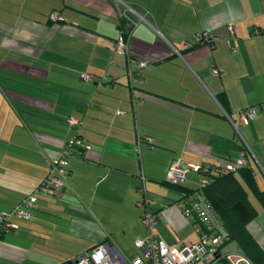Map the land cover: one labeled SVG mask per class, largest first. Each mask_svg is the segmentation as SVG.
Here are the masks:
<instances>
[{
  "label": "crops",
  "instance_id": "0c3cea01",
  "mask_svg": "<svg viewBox=\"0 0 264 264\" xmlns=\"http://www.w3.org/2000/svg\"><path fill=\"white\" fill-rule=\"evenodd\" d=\"M203 33L209 42H195ZM119 35L123 52L107 44ZM262 102L264 0H0V210L35 195L28 217L9 216L0 264H57L99 242L128 258L149 233L167 246L194 242L176 202L205 176L196 166L241 149L232 186L251 204L246 231L260 254L230 237L223 250L264 264V107L237 119ZM73 139L86 145L68 156L66 182L37 192ZM173 160L187 167L180 184L167 179ZM145 211L157 213L150 228Z\"/></svg>",
  "mask_w": 264,
  "mask_h": 264
},
{
  "label": "built area",
  "instance_id": "2783aa9c",
  "mask_svg": "<svg viewBox=\"0 0 264 264\" xmlns=\"http://www.w3.org/2000/svg\"><path fill=\"white\" fill-rule=\"evenodd\" d=\"M50 18L57 19V13L51 12ZM201 35L206 37L207 33ZM107 44L115 46V49L120 52L127 48L125 40L120 35L115 39H108ZM138 63L143 65L144 61L139 60ZM218 70L215 67L211 69L214 74H217ZM83 76L87 79L91 78V74L88 72H84ZM132 79L139 80L137 74L134 73ZM262 107H264V102L246 106V108L238 111L237 119L245 121L248 117L255 116ZM66 121L71 125L78 123V119L74 116H68ZM85 145L81 140H71L60 155L51 162L47 173L37 185V192L52 193L64 184L66 182L68 156ZM244 154V149H241L236 159L222 165L223 169L235 171L238 167L245 165L247 161ZM195 169L205 172L207 168L199 165ZM186 171L187 167L173 160L167 169V179L174 184L181 183L185 179ZM208 180L209 178L205 174L197 187L183 192L176 202L179 210L186 215L188 222H191L197 231L198 239L196 241L189 244L167 246L161 238L149 233L146 237L135 240V244L142 253L131 257L127 258L121 255L109 242H99L83 255L57 264H253L249 257L244 255L240 247L234 250H223L224 243L229 240V236L222 229L220 215L213 209L210 200L205 197L203 187ZM34 200L35 195L28 194L10 210H0V234L13 225L9 220L10 215L28 217L30 212L27 207ZM151 203L152 201L145 195L137 201V205L144 208H147ZM142 216L145 224L150 228L155 223L157 213L145 211Z\"/></svg>",
  "mask_w": 264,
  "mask_h": 264
},
{
  "label": "trees",
  "instance_id": "16d2710c",
  "mask_svg": "<svg viewBox=\"0 0 264 264\" xmlns=\"http://www.w3.org/2000/svg\"><path fill=\"white\" fill-rule=\"evenodd\" d=\"M122 19L119 25L122 28L121 33H125L128 27L122 23L124 22ZM200 36L201 38L195 42L200 43L203 40L209 42L208 34L206 37ZM242 108H246V106ZM201 166L207 168L203 173L209 178L203 187L205 197L210 200L213 209L220 215L222 228L230 238H234L237 241V244L245 250L251 259L256 261L259 256L255 254H260L259 248L252 236L246 231V223L252 217V207L250 202L244 196L240 195L238 187L232 186L234 181L233 174L235 172L230 170L226 171L222 166L214 165L210 161L203 162ZM245 166H240L235 171L243 170ZM260 195L264 197V193Z\"/></svg>",
  "mask_w": 264,
  "mask_h": 264
},
{
  "label": "rangeland",
  "instance_id": "374dc122",
  "mask_svg": "<svg viewBox=\"0 0 264 264\" xmlns=\"http://www.w3.org/2000/svg\"><path fill=\"white\" fill-rule=\"evenodd\" d=\"M235 243V240L234 239H231V240H228L226 243H224V246H223V249L225 248H232V247H235L236 244H233ZM234 250V249H232ZM140 253H142V251L140 250Z\"/></svg>",
  "mask_w": 264,
  "mask_h": 264
}]
</instances>
